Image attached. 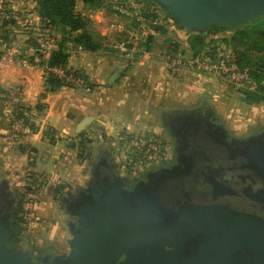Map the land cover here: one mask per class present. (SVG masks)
<instances>
[{"label": "water", "instance_id": "95a60500", "mask_svg": "<svg viewBox=\"0 0 264 264\" xmlns=\"http://www.w3.org/2000/svg\"><path fill=\"white\" fill-rule=\"evenodd\" d=\"M154 2L177 28L195 34L264 16V0ZM121 73L116 69L108 84ZM164 119L177 164L129 189L106 155L95 161L84 191L62 201L77 225L69 224V254L51 264H264V129L234 142L203 106ZM91 121L85 117L76 132ZM232 181L241 187L231 204ZM13 236L7 216L0 218V264H32L27 252L6 250Z\"/></svg>", "mask_w": 264, "mask_h": 264}, {"label": "rangeland", "instance_id": "374dc122", "mask_svg": "<svg viewBox=\"0 0 264 264\" xmlns=\"http://www.w3.org/2000/svg\"><path fill=\"white\" fill-rule=\"evenodd\" d=\"M2 1L8 2L9 0ZM106 4L103 8L93 11L80 5L78 6V10L81 11L84 16L86 15L91 19L88 27L94 38L101 43L99 50L103 49L107 53H115V51L110 48L108 41L106 40L107 38L99 35V32L101 33V30L111 23L124 21L127 23L131 22L128 18H125V16H120V14L115 10L116 7L119 9L130 6L140 7L141 3H135L133 0H112ZM146 4H143V6ZM162 15L164 16L163 13ZM147 19H149V16ZM30 22H32V20L28 19L26 24H31ZM18 25L19 26L17 28L22 31L20 23H18ZM26 27L29 28L31 26L27 25ZM23 32H30L31 34L29 35L35 33L42 34V36L37 35L38 37H32L36 38L38 43L48 42L52 45V49L55 48L61 40V34L58 32H45L41 28L39 30H23ZM0 33H2L1 30ZM196 35L198 34L188 33L185 30L177 28L170 20L166 21V23L162 26L161 32L158 33L151 44L152 53L155 55L153 56L154 60H150L148 65H143L144 63L142 66L134 64L131 68L133 71L135 69L138 74L132 72L133 79L130 78L128 81L131 82V84H126L128 85L126 86L127 89H130L127 96L130 98V94L132 93L135 95V98L137 97L140 100V106L143 108L145 106L149 107L147 108L145 118L148 120L150 119L148 122H150V125L153 127L146 126L148 127L146 130L134 129L130 132L127 129L125 130L117 127L118 131L115 129L113 130V135H108V129L106 130V128L109 125L115 127L117 124L116 122L118 121V117L112 116V118L107 117L106 119H100V125L103 127V132L98 129V131L93 130L92 133L79 132L77 137L76 135H72L70 132L68 135H64L63 138L59 135V137H61V141L65 142L64 146H62L64 147V154L62 153V167L60 168L58 166L56 171L52 173L53 175H45V173H42L43 171H40L41 167L39 172H36L35 168L40 162V159H35L30 148L22 147V153L27 150L26 153L31 154H27V158L22 160V165H10L8 167L10 174L1 175V178L8 184L9 192H16L19 194V202H17V204L19 206V210L21 211L23 225L21 230H18V234L22 237V249L33 251L35 249L51 248L54 245H65L69 236L65 224L68 220V216L61 208L59 196L66 192L74 193L77 189L86 188L90 179L91 165L99 156L106 155L112 163L117 165L118 174L122 178H125L127 176H135L144 170L151 168L153 165L161 163L162 160L172 155L175 150V143L171 135L168 133L164 118L174 110L180 112H193L200 107L198 106L199 98H182L179 102L171 99V90L166 89L167 84L160 77H158V70L155 69L152 63L155 60L161 61L165 66V71H167L168 75L173 76V78H180L178 76H174V74L178 73L181 75L179 72H181L184 68L178 70L168 69L165 61L160 60V58L156 55L172 52L180 53L184 57H189L192 52L191 44L195 41L194 38ZM231 37V31L223 30L220 27H210L207 29V33H205L206 42L210 44L209 49L210 47L215 48V55H228L233 52L230 41ZM223 40H226L227 43L224 44L225 42ZM10 42L11 43L9 44L11 46L17 45L12 41ZM54 45L55 47H53ZM237 45L240 46L239 44ZM239 48L242 49V47ZM73 49H70V54L73 52L76 53ZM21 50L26 55L27 49H24V46H21ZM202 53L204 52H200V54ZM25 58L27 59L29 57L26 55ZM9 60L10 57L8 58V61ZM14 61L21 64L18 60ZM156 64L158 65V63ZM191 70L194 73L199 72L196 69ZM79 71L88 79L87 74L82 69ZM139 74L142 77L141 80L138 79ZM212 77L219 79V83L217 85L218 92L213 93L210 99L204 100L202 106L208 107L213 112L215 117L218 119L217 123L221 126L223 125V128L221 129L223 132L227 133H225L227 137L234 142L243 143L253 136L261 133L264 129V103L249 104L245 101V96L243 94L246 90H251L250 87L246 85L231 87L227 85L226 81L220 76ZM184 82H186V80ZM88 83L89 89L91 82L89 81ZM66 88L77 89L73 87ZM79 88L85 89L86 87ZM176 88L177 87H172L174 90H176ZM183 89H185V87H183ZM43 92L38 98V106L40 107L38 112L40 111V113L44 110L43 102H41V100L50 94H45ZM123 92L124 91L122 90V93ZM202 93L203 92L201 91V99L204 98ZM117 95H119V93ZM119 99V96L117 98L115 96V100ZM124 101H126V99H124ZM224 107H226L225 109L227 114H230V107L235 110L236 114L239 111L240 115L246 113V110H248L247 113L254 115L255 118H257L255 125L243 130L239 129L231 132L226 128V124L221 120V115L217 113L218 109L221 110ZM256 112H259L258 116L255 115L257 114ZM23 115L26 120H28V125L24 126L22 121V128L33 131L35 123L33 122L32 116H29L26 113L24 114V112ZM148 116H150V118ZM10 122V125L14 124V117L10 119ZM45 130L46 132L44 133V137L52 140L51 134L53 135L54 132H52L49 127H46ZM126 136L144 138L148 145L142 147L141 149L129 146V144L120 140V137ZM68 147L75 148L71 151V153H69V155H67ZM58 190L59 194H56Z\"/></svg>", "mask_w": 264, "mask_h": 264}, {"label": "crops", "instance_id": "0c3cea01", "mask_svg": "<svg viewBox=\"0 0 264 264\" xmlns=\"http://www.w3.org/2000/svg\"><path fill=\"white\" fill-rule=\"evenodd\" d=\"M11 3L14 7H20L23 1L13 0ZM30 23H24V25L31 27H22V31L17 27H13L11 30L4 28L1 31L9 30V40L17 45L24 46V43L30 36H42L39 33L29 35L31 34L30 32H23V30L40 29L37 18H32V22ZM44 31L49 32V30ZM3 35L4 33H0L2 39L4 38ZM99 35L102 36V33L99 32ZM78 49L74 48L73 50L76 53L73 52L69 55L67 68L71 70L82 69L87 74L91 86L89 89L88 87L85 89L64 87L55 93L48 94L41 100L44 106V110L41 113L40 111L38 112L40 108L38 106V98L44 91L43 69L36 65L19 64L12 58L0 65V181H4L1 175L10 174L8 170L10 165H22V160L27 158V154H31L26 153L27 150L22 153V147L30 148L35 159H40L35 168L36 172H39L41 167L40 171H43L42 173L53 175L52 173L56 171L58 166L62 167L61 159L64 151V147L62 146H64L65 142L61 141V137L63 138L64 135H68L69 132L77 137V125L85 117H91L92 121L81 133H92L93 130L98 131V129L103 132L100 119L112 118V116L118 117V121L115 127L109 125L106 128V130L108 129V135H113V130H117V127L127 129L130 132L134 129L146 130L151 126L150 122H148L150 119L145 118L147 108L149 107L145 106L143 108L140 106V100L137 97L135 98V95L132 93L130 94V98H128L127 93L130 92V89H127L126 86L128 85L126 84H131L128 81L130 78L133 79L132 72L137 73L135 69L134 71L131 70L134 64L142 66L144 63L143 65H148L150 60H154V57L127 62L116 52L107 53L101 49L91 53ZM44 58L47 59L48 56ZM152 65L158 70V77L167 84L166 89L171 90H169L170 95H172L171 99L177 102L182 98L195 99L197 97L199 98L198 106H202L204 100L210 99L213 93L218 92L217 85L219 79L212 77L214 75H206L201 72L194 73L190 68L185 67L179 72L181 75L178 73L174 74V76L180 77L177 79L168 75L161 61L155 60ZM116 69L122 70L121 75L112 84H108L111 74ZM138 76L141 77L140 74ZM139 77L138 79L141 80L142 77ZM183 80H186V82ZM172 87L177 88L174 90ZM122 90L124 91L123 93ZM201 91L204 96L202 99L200 98ZM118 93L119 95H117ZM115 96L116 98L119 96L120 99L115 100ZM21 104L22 106H20ZM17 108L25 109L24 114L32 116L35 123L33 131L22 128V123L19 121L10 125V119L14 117ZM225 108L218 109L217 113L221 115V120L231 132L255 125L257 118L247 113L248 110H246V113L240 115L239 111L236 114L235 110L230 107V114H227ZM256 113L255 115L258 116L259 112ZM148 117L150 118V116ZM46 127H49L54 132L53 135L51 134L52 140L44 137ZM74 149L68 147L67 155Z\"/></svg>", "mask_w": 264, "mask_h": 264}, {"label": "trees", "instance_id": "16d2710c", "mask_svg": "<svg viewBox=\"0 0 264 264\" xmlns=\"http://www.w3.org/2000/svg\"><path fill=\"white\" fill-rule=\"evenodd\" d=\"M11 1L13 0H9L8 2L1 0L0 2V30L4 28L11 30L13 27H18V23L25 28V20L37 18L42 30H49V32H58L61 34V40L56 45V48L50 51L47 59L41 54H36L37 61H35L34 57H29L26 59L27 62L41 68H62L65 70L66 76L70 75L74 78H83L88 87L89 83L87 82L89 80L85 75L79 70L67 68L70 49L79 48L86 52H94L101 47L100 41L94 38L88 27L91 19L86 15L84 16L78 10V6L81 5L93 11L103 8L107 2H111L112 0H22L23 3L20 7H14ZM143 3L157 6L153 0H146ZM30 7L32 8L31 10ZM160 10L164 14V17L170 20L167 13L162 9ZM155 28L158 33L162 30L161 26ZM220 28L231 31L232 37L230 41L233 51L232 54L235 55L239 66L248 70L250 82L246 86L250 87L251 90L244 92L245 101L249 104L264 103V17L248 21L245 24ZM8 31H2V34L4 33L3 40L11 43V40L8 38ZM154 39L155 37L152 36L147 39L144 45L147 52L152 51L151 44ZM194 40L191 44V57L194 58L199 55L215 56V48L210 47L209 49L210 44L206 42L205 34L196 35ZM223 41L225 42L224 44L227 43L226 40ZM38 46L39 43L36 38L31 36L24 43V49H35ZM239 47H242V49ZM200 52L204 53L200 54ZM71 86L64 78L58 77L53 72L44 71L43 88L45 94L55 93L63 87ZM24 111L25 109L23 108L16 109L14 122L19 121L22 123L23 121V125L27 126L28 120L23 115ZM56 194H59V190Z\"/></svg>", "mask_w": 264, "mask_h": 264}, {"label": "built area", "instance_id": "2783aa9c", "mask_svg": "<svg viewBox=\"0 0 264 264\" xmlns=\"http://www.w3.org/2000/svg\"><path fill=\"white\" fill-rule=\"evenodd\" d=\"M143 4L141 3L140 7L130 6L123 9L116 7L115 10L120 16H125L131 22L111 23L101 31L102 36L107 38L106 40L110 48L127 62H135L155 56L152 51L147 52L144 45L150 36L156 37L158 35L155 27H162L166 21H169L162 15L159 7L153 4L143 6ZM148 16L149 19H147ZM51 49L52 45L48 42H40L38 48H28L26 55L27 57H36L35 61H37L36 54L47 57ZM26 55L21 50L20 45L11 46L0 38V65L8 61L9 57L10 59L18 60L23 65H29L25 58ZM156 56L160 60L165 61L168 69L178 70L185 67L196 69L206 75L220 76L231 87L246 85L250 82L248 70L239 66L235 55L232 53L215 56L201 55L194 58L191 56L184 57L180 53H163ZM42 69L64 78L73 88L87 87L86 81L83 78L66 76L65 70L62 68L44 67ZM120 140L137 149L148 145L144 138L136 136L120 137Z\"/></svg>", "mask_w": 264, "mask_h": 264}, {"label": "flooded vegetation", "instance_id": "af4514ba", "mask_svg": "<svg viewBox=\"0 0 264 264\" xmlns=\"http://www.w3.org/2000/svg\"><path fill=\"white\" fill-rule=\"evenodd\" d=\"M169 123H170V121H169ZM174 143H175V141H174ZM101 157L102 156H99L97 158V160ZM176 164H177V155H176V152L174 150L172 155L169 156L168 158H165L164 160H162L161 163L153 165L151 168H148V169L144 170L143 172H141L135 176H127L124 178V180H126V185L129 187V189H131L136 183H138L142 180L144 181L146 179V177L148 175H150L151 173L156 172L158 170H162V169H171ZM240 187H241V185L238 182H236V181L231 182L229 193H231L233 195L237 194V196L235 199L226 198V200L229 203L232 204V203H236V202L240 201V199H239ZM221 189L223 191L224 190L227 191L226 187H221ZM82 191H84V190L83 189H77L74 193L66 192L64 194H61L59 196V200H60V205H61L62 210L64 211V208H65V206L62 203V201L64 199L71 200L72 198H76L78 196V194ZM18 197H19V194H17L16 192H9V188H8L7 184L0 181V212H1L0 218H2V217L5 218L7 216L10 228L15 231V236L11 237L10 241H8L5 245L6 250L27 252L30 256V259H31L30 262L32 264H51L52 260L55 257H59V258L66 257L70 252V248L68 245V240L71 238L70 233H69V224L70 225H77V221H76L75 217L69 216L64 211L65 214L68 216V220L66 221L65 224H66V228H67V233L69 235L64 246H60V245L55 246L54 245L51 248L35 249L33 251L32 250H24V249H22V237L18 234V232H19L18 230H21V227L23 225L22 224L23 219L21 217V211L19 210V206L17 204V202H19ZM182 200H183V202L188 201V199H186V192H185V197ZM208 200L209 199H207L205 202H203L200 199V204H207ZM223 200H225V199H223ZM66 201H68V200H66ZM193 203L199 204L198 201H194Z\"/></svg>", "mask_w": 264, "mask_h": 264}]
</instances>
